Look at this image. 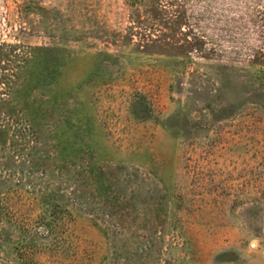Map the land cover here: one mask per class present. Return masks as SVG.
Returning <instances> with one entry per match:
<instances>
[{"label": "rangeland", "instance_id": "374dc122", "mask_svg": "<svg viewBox=\"0 0 264 264\" xmlns=\"http://www.w3.org/2000/svg\"><path fill=\"white\" fill-rule=\"evenodd\" d=\"M0 264H264V0H0Z\"/></svg>", "mask_w": 264, "mask_h": 264}]
</instances>
